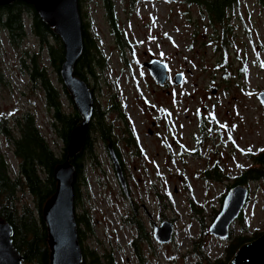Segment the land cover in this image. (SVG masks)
Instances as JSON below:
<instances>
[{
  "label": "rangeland",
  "instance_id": "374dc122",
  "mask_svg": "<svg viewBox=\"0 0 264 264\" xmlns=\"http://www.w3.org/2000/svg\"><path fill=\"white\" fill-rule=\"evenodd\" d=\"M114 2L125 47L112 34L101 0L84 1L105 62L97 69L98 78L90 77L88 83L101 108L117 103L136 133L139 149L125 138L117 144L135 206L122 190L108 148L98 139L99 167H87L89 187L82 188L78 208L94 222L84 245L100 256L111 254L113 264H196L203 261V252L210 259H226L230 236L221 239L209 229L228 187L256 167L255 156L264 149V104L259 99L264 92V6L240 0L227 23L211 27L200 7L187 0H137L134 6L131 0ZM215 29L227 39L217 43L218 50ZM27 35L22 49L38 50L29 25ZM0 51L7 81L0 85V119L13 124L18 113L33 110L42 134L60 154L63 144L51 128L43 92L4 31ZM153 59L169 67L165 86L155 82L145 65ZM44 62L49 64L46 55ZM50 73L57 84V75ZM178 73L183 74L180 84L174 82ZM63 104L68 112L75 108L65 98ZM107 116L121 133L118 114ZM0 143L8 152L1 130ZM9 162L15 166L12 155ZM245 186L250 193L244 220L232 226L234 236L244 232L250 237L264 233V178H248ZM22 201L32 205L28 195ZM134 216L144 226L143 235L132 223ZM164 219L175 229L168 243L153 236L154 224Z\"/></svg>",
  "mask_w": 264,
  "mask_h": 264
},
{
  "label": "trees",
  "instance_id": "16d2710c",
  "mask_svg": "<svg viewBox=\"0 0 264 264\" xmlns=\"http://www.w3.org/2000/svg\"><path fill=\"white\" fill-rule=\"evenodd\" d=\"M84 1L79 0L83 20L84 52L75 66L74 73L88 83L90 77L95 80L98 78L97 69L103 68L105 62L91 24L87 19L88 13L86 15L84 12ZM187 1L191 5L200 7L202 15L207 16L212 27L216 24L227 23L230 11L238 6L240 0ZM256 1L264 6V0ZM101 2L112 34L120 46L125 47L127 42L120 26V17L116 11L114 0H101ZM136 2L137 0H131L133 6ZM27 19L29 20L28 23ZM27 25H29L32 35L38 39L39 44V49L32 52L30 49H22L28 37ZM0 31L6 32L10 45L22 52L19 60L30 73L33 83L42 90L46 107L52 114L51 128L63 144V149L60 154H57L46 136L42 134L33 110L18 113L13 124L7 117L0 119V130L10 145L8 152H5L0 143V217L5 218L13 226V241L25 257L24 264H50L51 251L48 229L43 214L44 206L57 189L55 169L68 159V145L72 132L81 125L83 120L76 107L71 112H68L64 107V98L74 104L60 75L65 59V48L59 36L55 34L53 27L40 17L35 7L24 0H15L9 4L0 5ZM215 31L217 35L212 36V38L216 41L214 43L218 50L217 43L222 42L223 44L227 39L223 33L219 36L218 29ZM45 55L48 59V65L44 62ZM50 70L57 75V84L53 82ZM3 84L7 85V81L1 65L0 51V85ZM110 111H115L119 120H122L121 133H116L115 120L110 121L108 119L107 115ZM120 138L122 140L125 138L126 144L132 148H138L136 133L119 105L115 103L108 109H102L95 99L94 112L84 144L81 150L70 158L76 169L75 207L84 264H113L111 254L106 253L104 256H100L95 249H89L87 245H84L87 235L94 231V222L87 211L79 213L78 208L82 203L84 194L82 188L86 187L88 190L89 187L85 175L87 167L90 166L94 169L99 167L100 159L96 150V141L99 139L105 144L112 143L122 161V153L117 148ZM138 149L135 152L138 153ZM8 155L9 157L12 155L16 160L14 167L11 166ZM255 163H257L256 167L244 172L242 177L237 178L232 186L245 185L248 178L255 180L264 178V151L255 156ZM27 195L31 198L32 205L29 201H22ZM224 197L225 195L222 196V203ZM131 219L132 223L137 226L140 235H143L145 231L141 221L135 216ZM238 219L243 222V212ZM262 234L255 233L249 237L247 233L243 232L234 236L232 226L227 258L210 259L203 252L200 254L203 261H197L196 264H229L243 245L254 241ZM134 246L138 249L137 242Z\"/></svg>",
  "mask_w": 264,
  "mask_h": 264
},
{
  "label": "water",
  "instance_id": "95a60500",
  "mask_svg": "<svg viewBox=\"0 0 264 264\" xmlns=\"http://www.w3.org/2000/svg\"><path fill=\"white\" fill-rule=\"evenodd\" d=\"M15 0H0L5 5ZM32 4L40 17L53 27L65 48V59L60 75L82 117V123L72 132L68 145V159L55 169L57 189L44 206V219L49 234L50 264H84L83 247L79 238V225L75 207L76 169L70 158L82 148L94 112V93L84 79L75 75L74 69L84 52L83 20L79 0H24ZM155 82L165 86L170 80L169 67L159 59L145 64ZM183 74L174 76L180 84ZM215 92V90H214ZM264 104V92L259 94ZM114 168L123 192L134 206L127 177L116 149L108 145ZM249 189L242 184L232 186L226 193L222 208L215 217L209 231L221 239H227L232 224L240 217L249 199ZM174 225L165 220L155 224L153 236L160 243L173 239ZM14 229L10 222L0 217V264H24L25 257L13 241ZM229 264H264V233L243 245Z\"/></svg>",
  "mask_w": 264,
  "mask_h": 264
},
{
  "label": "flooded vegetation",
  "instance_id": "af4514ba",
  "mask_svg": "<svg viewBox=\"0 0 264 264\" xmlns=\"http://www.w3.org/2000/svg\"><path fill=\"white\" fill-rule=\"evenodd\" d=\"M146 63H147V62H146ZM146 63H145V64H146ZM168 82H169V81H168ZM121 140H122V139L120 138V139H119V142H120ZM101 142H102L107 148H108V145L112 144V143H109V144L106 143V144H107V145H106L105 142H103V141H101ZM117 144H118V143H117ZM112 145H113V144H112ZM114 148H115V147H114ZM228 189H229V187H228ZM228 189H227V190H228ZM134 206H135V203H134ZM135 213L137 214V212H136V208H135ZM163 221H165V219H164V220H161V223H162ZM154 226H155V224H154ZM153 228H154V227H153Z\"/></svg>",
  "mask_w": 264,
  "mask_h": 264
},
{
  "label": "snow or ice",
  "instance_id": "6c2138e0",
  "mask_svg": "<svg viewBox=\"0 0 264 264\" xmlns=\"http://www.w3.org/2000/svg\"><path fill=\"white\" fill-rule=\"evenodd\" d=\"M222 127H226V125H222ZM262 151H264V149H262Z\"/></svg>",
  "mask_w": 264,
  "mask_h": 264
}]
</instances>
